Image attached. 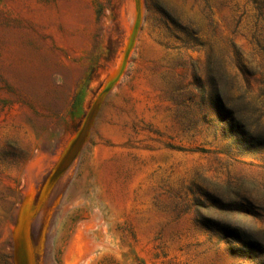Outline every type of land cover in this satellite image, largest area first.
Masks as SVG:
<instances>
[{"label":"rangeland","instance_id":"obj_1","mask_svg":"<svg viewBox=\"0 0 264 264\" xmlns=\"http://www.w3.org/2000/svg\"><path fill=\"white\" fill-rule=\"evenodd\" d=\"M131 2L0 0V264L23 207L27 264H264V0H140L79 156L34 174L117 67Z\"/></svg>","mask_w":264,"mask_h":264},{"label":"bare ground","instance_id":"obj_2","mask_svg":"<svg viewBox=\"0 0 264 264\" xmlns=\"http://www.w3.org/2000/svg\"><path fill=\"white\" fill-rule=\"evenodd\" d=\"M140 4H141L140 3V0H132V2L130 4V7H129L130 8V13L129 14H130L131 21H132V22L131 21L130 22L132 24L130 26H127V27L125 26L127 28V34L129 36L128 41H127V43L125 45L126 48L124 49V52L121 55V59L119 60V62L117 64V67H115L114 69H112V71L110 72V75L108 74L109 75V78L107 80L106 86L103 89V91H105L109 87H113L114 85H116L118 83L121 75H122V72H123V69H124V65L126 63V60L129 57V55H130L131 50H132V46H133L134 39H135V35H136L137 25H138V22H139L140 17H141V7H140ZM76 138H77V136H75V138L69 144V148L68 149H66V150L64 149V151H61V150L60 151H57L54 154H48L47 157H45L44 159L38 161V163L36 165H34L35 166V169H33L34 170V174H37L40 171L43 172L42 169H45V171L49 170L50 173H51V177L48 180V183L47 184L48 185L51 184L53 182V180L57 177V175L60 172L63 171L61 169V166H62V164H63V162H64V160L66 158V155H67L70 147L72 146V144L74 143V141L76 140ZM34 162H36V161H34ZM73 162H72V164H73ZM30 175H32V174H30ZM32 189H33V187H32ZM32 189H31V186H29L28 189H27V195H28V197H27V201L28 202L27 203H29V204H32L31 202H32L33 197H34V191ZM45 192H46V187L42 191L41 198H43V196L45 195ZM31 214L32 213H31L30 209H26V207H23L18 212V215H17V221H16L17 226H16V228H17V236H18V241H19L18 252L20 254L21 259L23 260V262L21 264H27V261L30 258V256H29L28 257V260H27V256H26L25 249H23V253H21L19 251V249H20L21 245L25 242V235H26V232H27V225H28V222L31 220V219L29 220V216H31Z\"/></svg>","mask_w":264,"mask_h":264},{"label":"water","instance_id":"obj_3","mask_svg":"<svg viewBox=\"0 0 264 264\" xmlns=\"http://www.w3.org/2000/svg\"><path fill=\"white\" fill-rule=\"evenodd\" d=\"M108 78H109V76L105 79L102 90L97 95L89 113L87 114L80 130L78 131L77 138L74 141V143L72 144V146L70 147V149L66 155V158H65V160L61 166L62 170H66L72 164V162L79 156L81 150L83 149V147H84V145H85V143L89 137L91 128H92L93 123L95 121V118L97 116L101 102L105 99L107 94L117 85L116 84L113 87H109L108 89L103 91V89L106 86ZM16 262H17L16 264H21L23 262V260L21 258L16 257Z\"/></svg>","mask_w":264,"mask_h":264},{"label":"trees","instance_id":"obj_4","mask_svg":"<svg viewBox=\"0 0 264 264\" xmlns=\"http://www.w3.org/2000/svg\"><path fill=\"white\" fill-rule=\"evenodd\" d=\"M230 116H231V120L229 125V131L231 132L232 137L234 139H237L236 141H238L240 146L260 145L261 143L260 137L253 138L248 136V134L244 132V128L241 125V123L237 121L232 114ZM220 231H222L223 233H229L227 227H222ZM235 238L237 241H240L243 244L244 247L243 250L245 249L256 253L257 252L263 253L262 245L259 242L254 240H249L246 237H245L246 240H244V238H241L240 236H235Z\"/></svg>","mask_w":264,"mask_h":264}]
</instances>
